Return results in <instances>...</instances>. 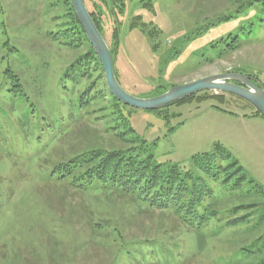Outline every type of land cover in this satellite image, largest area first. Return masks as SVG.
Segmentation results:
<instances>
[{"label": "rangeland", "instance_id": "rangeland-1", "mask_svg": "<svg viewBox=\"0 0 264 264\" xmlns=\"http://www.w3.org/2000/svg\"><path fill=\"white\" fill-rule=\"evenodd\" d=\"M62 1L0 0V264H109L114 258V264H222L226 251L254 240L263 230L233 232L213 224L204 232L203 249L196 236L183 231L181 248L167 257L160 246L149 243L121 250L111 228L94 230L103 219L109 220L108 226L123 223L126 236L170 243L172 218L157 212L146 216L132 199L115 193H81L67 183L44 178L47 169L84 143L83 137L74 138L70 129L64 130L68 124L61 125L72 114L60 78L80 53L62 45V39H51L59 30L53 18L64 14ZM84 1L89 12L100 14L120 85L134 96L150 98L162 88L227 73L250 76L264 86V42L205 62L207 46L237 32L254 10L197 37L207 21L233 9L228 0H152V11L140 0H126L123 14L111 0ZM138 16L143 26L132 31L130 25ZM7 68L21 78L29 102L37 105L35 116H26L29 103L14 101L6 93ZM205 92L222 99H195L155 112L132 111L131 124L150 146L156 143L152 152L159 164L190 168L195 156L220 145L231 162L264 189V118L242 98ZM41 116L54 120V128L41 123L37 119ZM255 200L264 203L263 198Z\"/></svg>", "mask_w": 264, "mask_h": 264}, {"label": "trees", "instance_id": "trees-1", "mask_svg": "<svg viewBox=\"0 0 264 264\" xmlns=\"http://www.w3.org/2000/svg\"><path fill=\"white\" fill-rule=\"evenodd\" d=\"M111 1L119 14H123L126 0ZM228 1L233 9L207 21L205 30L200 32L201 34L196 33L197 37L236 20L250 10H254L255 14L245 25L240 26L237 32L228 33L210 43L207 46L208 57L205 62L224 58L245 45L264 42V0ZM61 3L64 14L53 18L59 30L51 33V39L55 42L62 39V45L66 48L80 52L60 78L61 88L72 114L70 121H62L61 125L68 124L64 130L70 129L74 138L83 137L84 143L81 144L82 149L67 155V159L60 160L44 172L47 182L67 183L81 193L100 191L107 196L115 193L132 199L142 210H146V216L157 212L158 215L172 218L170 233L174 235H171L170 243L159 241L157 237L147 236L146 239H141L126 236L128 233H125L123 223L117 222L116 225L108 226L106 223L109 220L103 219V223L98 224L94 230L101 233L111 228L112 231H109L119 237L115 242L121 250H127L128 246L137 247L149 243L160 246L162 255L167 257L181 248L183 231L196 236L200 249H203L204 232L215 224L221 229L233 232L242 229L245 232L258 233L257 230H263L254 240L244 244L241 242V245L226 251V262L220 263L264 264V203L255 200L264 199V189L248 178L237 162H231L230 154L220 145H216L211 153L195 156L190 168L159 164L152 152L156 143L150 146L131 124V112L137 109L118 101L110 92L104 79L103 66L79 22L71 1L63 0ZM140 3L145 9H154L152 0H140ZM90 14L103 35L100 14ZM141 26L143 21L138 16L133 19L130 30L142 28ZM115 38L118 44V33H115ZM111 53L113 55L112 50ZM4 75L6 93L14 101L25 100V103H29L30 112H27L26 116L32 117L39 113L37 105L29 102V95L26 94L22 80L15 71L7 68ZM169 89L162 88L155 96ZM210 98L222 99V96L203 92L169 106L182 105L195 99L203 102ZM256 115L263 117L258 111ZM37 119L41 123H48L46 125L51 124L50 127L54 128V120L45 119L43 116ZM21 155L20 158L27 161L24 154ZM235 199L238 202H233ZM114 263L115 258L109 264Z\"/></svg>", "mask_w": 264, "mask_h": 264}, {"label": "water", "instance_id": "water-1", "mask_svg": "<svg viewBox=\"0 0 264 264\" xmlns=\"http://www.w3.org/2000/svg\"><path fill=\"white\" fill-rule=\"evenodd\" d=\"M73 9L99 58L105 73L108 89L123 104L142 111H157L171 104L205 91L227 93L251 103L264 118V86L255 84L246 75L227 73L203 78L170 88L167 92L150 98L137 97L127 92L119 83L113 55L95 24L84 0H70Z\"/></svg>", "mask_w": 264, "mask_h": 264}]
</instances>
